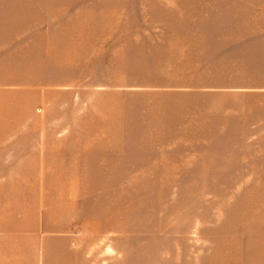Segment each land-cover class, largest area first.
Masks as SVG:
<instances>
[{"label":"rangeland","instance_id":"374dc122","mask_svg":"<svg viewBox=\"0 0 264 264\" xmlns=\"http://www.w3.org/2000/svg\"><path fill=\"white\" fill-rule=\"evenodd\" d=\"M0 264H264V0H0Z\"/></svg>","mask_w":264,"mask_h":264}]
</instances>
